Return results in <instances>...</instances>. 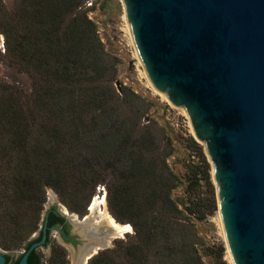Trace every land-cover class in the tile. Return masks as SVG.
<instances>
[{"label": "trees", "instance_id": "1", "mask_svg": "<svg viewBox=\"0 0 264 264\" xmlns=\"http://www.w3.org/2000/svg\"><path fill=\"white\" fill-rule=\"evenodd\" d=\"M85 1L12 0L8 10L0 0L3 56L29 81L0 82V165L12 189L0 244L14 248L35 230L46 187L82 212L104 183L108 211L131 232L85 264H218L195 229L216 207L202 145L188 135L198 162L169 163L175 147L163 127L142 118L137 94L115 90ZM20 254L5 252L4 264ZM45 260L33 247L26 264H66L63 247L53 243Z\"/></svg>", "mask_w": 264, "mask_h": 264}, {"label": "water", "instance_id": "2", "mask_svg": "<svg viewBox=\"0 0 264 264\" xmlns=\"http://www.w3.org/2000/svg\"><path fill=\"white\" fill-rule=\"evenodd\" d=\"M120 2L147 79L183 108L203 145L231 263L264 264V0ZM85 224L82 244L99 240L80 250L82 264L113 237L108 227ZM43 227L14 264H26ZM4 254L0 248V264Z\"/></svg>", "mask_w": 264, "mask_h": 264}, {"label": "rangeland", "instance_id": "3", "mask_svg": "<svg viewBox=\"0 0 264 264\" xmlns=\"http://www.w3.org/2000/svg\"><path fill=\"white\" fill-rule=\"evenodd\" d=\"M2 2L6 7L3 0ZM84 6L88 7L86 13L96 25V31L100 40L102 41L105 57L110 63L114 65L115 71L112 84L115 90L120 92L121 87H124L126 93H128L127 90L129 89L137 94L138 98H135V104L138 105L141 110L144 109L142 118L147 117L156 120L157 123L163 127L165 134L168 136V138L171 139L175 147V150L173 154L168 158V161L169 163H171L173 160V166L176 170L182 171L183 163H197L198 155L196 153V149L194 148V146L188 143V135L193 136V134L190 129L186 113L183 108L169 104L166 98L161 96L162 94H160V92L158 93V91L151 85V83L147 79L135 55L128 28L124 20L120 0H86L84 2ZM0 34L1 45L4 50L3 34L1 32ZM3 50L0 49V82L17 80L21 84H23L25 88L28 89L29 81L27 77L22 73L13 71V69L7 65L6 59L3 56ZM118 88L120 91L118 90ZM200 144L202 145V143ZM5 168L6 167H4L3 165H0V230L8 227L9 218L8 216H6V213L9 211L7 209V207H9L8 198L12 194L10 178L7 175L8 172L4 170ZM209 173L214 187L216 207L213 212L208 214L203 220L195 222L196 233L200 237L204 245H207L213 250V253H215L216 255V263L232 264L220 223L215 186L210 165ZM173 192L179 194L181 192V186L174 189ZM51 197L55 199L56 202L66 206L52 188L46 187L45 199L43 204L47 205L49 201L48 198ZM102 198L105 197L98 198L96 195H91L86 204H88L91 209V206L96 204L95 202H98ZM101 206L103 208V205ZM42 212L43 206L37 220L36 228L41 221ZM96 215L97 213H94V218H96ZM33 232L34 230L32 232H29L27 234V237L21 241L20 245L14 248L6 249L3 248L1 244L0 248L5 252L18 254L19 252H22L24 250L23 244L28 239H30ZM129 232H131V229L124 231L121 235H112L113 237L111 238L109 246L112 244L113 239L124 237L125 234ZM94 238L96 237H91L90 241H93ZM52 240L53 238L50 237L47 244L51 243ZM58 241L60 242V240ZM47 244L44 245L40 243L35 246L36 251L40 254L41 258H43L44 261H46L45 259L49 254V248ZM63 247L66 264H74L77 249L65 244H63ZM219 249L221 250V252H218ZM206 259L210 261L209 257H207ZM44 264H46V262H44Z\"/></svg>", "mask_w": 264, "mask_h": 264}, {"label": "flooded vegetation", "instance_id": "4", "mask_svg": "<svg viewBox=\"0 0 264 264\" xmlns=\"http://www.w3.org/2000/svg\"><path fill=\"white\" fill-rule=\"evenodd\" d=\"M48 199L49 201L47 205L43 204L41 221L38 227L35 228L30 239H32V241L41 239L42 227L44 222V227H43L44 237L42 242L40 243L45 245L49 242L50 237H52L53 240L51 241V243L47 244L49 248V252L51 250V245L53 243H58L62 247L63 244L74 247L77 249L74 264H82L77 262V257L80 254V250L81 249L85 250L87 244L89 246H92V242H94V240L90 241L89 239L86 245L82 244L83 241L81 240V236H80L81 229L79 223L85 222L86 223L85 225L89 227L92 222L94 223L96 222L98 224L96 218H94L93 212H91L92 206L90 209L88 204H86L85 210H83L82 212H77V211L69 210L63 204L56 202L55 199H53L52 197ZM91 237H95V236L91 235ZM94 239L99 240V238H94ZM58 240H60V242Z\"/></svg>", "mask_w": 264, "mask_h": 264}, {"label": "bare ground", "instance_id": "5", "mask_svg": "<svg viewBox=\"0 0 264 264\" xmlns=\"http://www.w3.org/2000/svg\"><path fill=\"white\" fill-rule=\"evenodd\" d=\"M158 93H159V91H158ZM160 94H162V93L160 92ZM161 96L164 97L163 94ZM97 197L99 198V195H97ZM101 197H104V196H101ZM95 203H96V204H94L95 206L92 205V211L91 212H93V214L97 213L96 221L98 222L99 225H102L104 228L108 227L110 229V231H108V234L110 236L119 235L122 232L131 229L130 224L119 223L112 217V215L107 210L105 198H102L101 200H99L98 202H95ZM101 205H103V208ZM94 241L96 243L98 241V239H94Z\"/></svg>", "mask_w": 264, "mask_h": 264}, {"label": "built area", "instance_id": "6", "mask_svg": "<svg viewBox=\"0 0 264 264\" xmlns=\"http://www.w3.org/2000/svg\"><path fill=\"white\" fill-rule=\"evenodd\" d=\"M104 194H105V189H104V186H103V184H97L96 186H95V193L93 194V196L94 195H99V197H101V196H104Z\"/></svg>", "mask_w": 264, "mask_h": 264}]
</instances>
